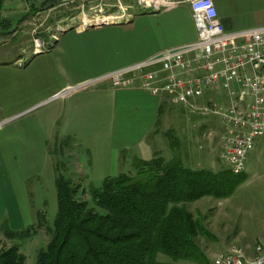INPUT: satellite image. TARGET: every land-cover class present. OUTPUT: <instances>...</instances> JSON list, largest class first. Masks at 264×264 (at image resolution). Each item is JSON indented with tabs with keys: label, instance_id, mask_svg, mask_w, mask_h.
<instances>
[{
	"label": "crops",
	"instance_id": "obj_1",
	"mask_svg": "<svg viewBox=\"0 0 264 264\" xmlns=\"http://www.w3.org/2000/svg\"><path fill=\"white\" fill-rule=\"evenodd\" d=\"M175 1L182 3L161 11L142 9L120 22L66 30L42 49L24 28L31 21L4 22L6 29L0 28V168L5 184L15 190L14 197L27 196L28 182L45 173L56 185L50 149L57 139L65 142L71 156L79 154L80 169L93 184L119 175L130 159L154 157L150 138L169 102L167 96H154L141 87L140 80L130 88H116L111 80L72 88L195 42L191 7L187 0ZM213 2L227 32L264 27V0ZM139 4L146 7L145 0ZM17 23L22 30L15 29ZM215 93L206 95L203 103L222 102Z\"/></svg>",
	"mask_w": 264,
	"mask_h": 264
},
{
	"label": "rangeland",
	"instance_id": "obj_2",
	"mask_svg": "<svg viewBox=\"0 0 264 264\" xmlns=\"http://www.w3.org/2000/svg\"><path fill=\"white\" fill-rule=\"evenodd\" d=\"M1 1L0 28L6 29L7 24L4 22L31 21L24 28L32 32L33 41L36 39L41 42L40 49L66 30L84 29V24L120 22L133 17L142 9L154 11L142 7L140 0H85L69 4L61 0L43 11L29 6L30 3L39 7L41 0ZM14 26L20 30L23 27L21 23ZM214 95L222 101L219 102L221 105L227 106L230 103L225 91ZM229 132L218 116L193 113L169 101L150 139L155 146V153L167 161L178 154L193 169L232 171L221 159L222 138H226ZM173 139L176 140L175 149ZM62 141L59 140L58 146L53 144L50 149L58 168L55 175L81 185V199L91 203L89 187L93 183L86 180L80 169L79 154L74 152L71 156L68 148L62 146ZM1 169L0 247L8 248L18 243L27 258L26 264H35L39 251L46 247L51 238L50 229L57 214L56 185L45 173L28 182L25 187L27 196L19 192L20 196L14 197L15 190L5 184V173ZM133 171V160L130 159L123 165L121 173L132 174ZM238 176L242 182L231 197H206L188 205L194 219L200 221L206 231L205 235H200L196 240L205 260L181 261L176 264H214L217 256L231 248H244L247 252H253L258 244L264 245V138L255 140L247 155L245 172ZM4 223H8L17 232L31 229V236L25 241L8 240L1 230ZM162 260L168 261L166 258Z\"/></svg>",
	"mask_w": 264,
	"mask_h": 264
},
{
	"label": "trees",
	"instance_id": "obj_3",
	"mask_svg": "<svg viewBox=\"0 0 264 264\" xmlns=\"http://www.w3.org/2000/svg\"><path fill=\"white\" fill-rule=\"evenodd\" d=\"M32 8L43 11L41 3L39 7L32 4ZM172 145L175 149L176 140ZM133 169L132 174L105 178L100 186L91 184L92 205L81 199V185L56 177L57 214L50 241L39 251L35 264H176L205 260L196 240L206 231L188 205L206 197H231L242 182L239 176L229 169L213 172L190 168L178 154L169 161L157 153L149 161L135 158ZM1 230L8 240L16 242L31 236V229L13 231L8 223ZM26 261L18 243L0 247V264Z\"/></svg>",
	"mask_w": 264,
	"mask_h": 264
},
{
	"label": "built area",
	"instance_id": "obj_4",
	"mask_svg": "<svg viewBox=\"0 0 264 264\" xmlns=\"http://www.w3.org/2000/svg\"><path fill=\"white\" fill-rule=\"evenodd\" d=\"M83 1L62 0L68 4ZM187 2L197 29L195 42L165 50L72 90L104 80H111L116 88H130L140 80L141 87L154 96H167L171 103L193 113L218 116L230 131L222 138L221 159L239 175L255 140L264 138V27L227 32L213 0ZM181 3L157 0L146 2V7L161 11ZM90 26L84 24V29ZM36 44L40 49L41 42ZM221 91L230 99L227 106L214 100L203 104L206 95ZM259 249L264 246L259 244ZM214 264H264V257H258V249L249 253L234 247L217 256Z\"/></svg>",
	"mask_w": 264,
	"mask_h": 264
},
{
	"label": "water",
	"instance_id": "obj_5",
	"mask_svg": "<svg viewBox=\"0 0 264 264\" xmlns=\"http://www.w3.org/2000/svg\"><path fill=\"white\" fill-rule=\"evenodd\" d=\"M59 1H61V0H45V1L42 2L41 8L43 10H46L49 7H51V6L55 5L56 3H58ZM91 27H95V25H91L89 28H91Z\"/></svg>",
	"mask_w": 264,
	"mask_h": 264
},
{
	"label": "bare ground",
	"instance_id": "obj_6",
	"mask_svg": "<svg viewBox=\"0 0 264 264\" xmlns=\"http://www.w3.org/2000/svg\"><path fill=\"white\" fill-rule=\"evenodd\" d=\"M154 1H157V0H153V1L145 0V2H154ZM245 169H246V165H240V172L241 173H244L245 172ZM255 249H258V257H264V249H259V245H257L255 247Z\"/></svg>",
	"mask_w": 264,
	"mask_h": 264
}]
</instances>
